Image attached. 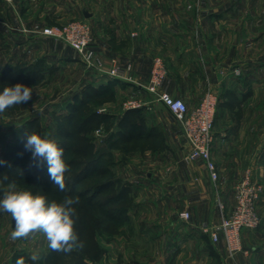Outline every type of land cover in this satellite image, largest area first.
I'll use <instances>...</instances> for the list:
<instances>
[{
  "label": "crops",
  "instance_id": "obj_1",
  "mask_svg": "<svg viewBox=\"0 0 264 264\" xmlns=\"http://www.w3.org/2000/svg\"><path fill=\"white\" fill-rule=\"evenodd\" d=\"M38 1L37 4V0H15L26 30L24 33L18 28L15 11L0 1V19L17 29L0 25V41H5L0 45V49L9 52V57L11 56V60L4 65L24 66L43 60V71L54 70L55 67L43 56L29 60L25 57L32 52L43 53L46 50L41 47L43 44L48 45L46 51L52 53V39L41 36L39 32L45 25L59 24L70 17L71 0ZM101 3L108 8L104 17H101V35L97 40L105 64L104 69L111 68L115 59L122 63L124 75L131 81L118 79L119 85L122 87L126 84V91L130 89L133 98L140 103L138 108L131 109H137L146 131V141L151 142L147 152L153 164L149 166L145 178L140 177L138 169L133 175L134 180L128 182L132 184L136 204L130 216L134 219L140 213H146L148 217H152L151 221L143 219L140 226L145 233L144 237L152 238L155 248L160 249L157 261L162 264H264V241L255 245L254 239L264 236L261 230L254 233L242 232V247L246 248L247 252L242 258L239 255L226 257L223 241L213 243L206 232L209 226L218 223L222 216L230 213L234 201V171L240 166L238 160L244 158L245 146L238 142L241 127L231 121V112H218L213 128L211 152L212 160L221 174L217 187L222 194L224 207L223 203L217 202L215 198L218 197L219 191L218 188L214 191L204 163L184 159L188 147L170 112L145 90L152 57L159 54L166 57L169 65L167 77L160 90L182 98L190 108L196 106L201 99L204 84L203 75L199 76L195 59L197 46L194 48L189 41L190 30L198 27L196 35L199 34L202 39L220 38L223 34L220 25L233 17L231 13L236 8V1L228 2L225 8L223 4H215L214 0H105ZM243 3L252 8L257 6L256 0ZM85 14H89L88 20L93 24L96 13ZM133 33L135 35H132ZM200 45L203 50V43ZM61 46L57 51L64 54L58 60H71V64L74 63L77 60L74 52L66 46ZM223 49L225 51V48ZM15 59L18 60L16 63L13 61ZM126 66L131 67L129 71L125 70ZM245 72L250 71L247 69ZM87 74L90 76V72ZM107 79L111 77L103 75L93 79L87 78L84 82H92L97 86L104 84L103 81ZM116 85L118 87V84ZM124 88H121V91ZM224 89L233 91L229 85ZM151 151L158 153L152 154ZM141 185L148 192L146 196L142 191H137ZM259 209L261 210V207ZM182 211L189 212L188 221L179 218L178 215ZM154 256L158 258L156 254Z\"/></svg>",
  "mask_w": 264,
  "mask_h": 264
},
{
  "label": "rangeland",
  "instance_id": "obj_2",
  "mask_svg": "<svg viewBox=\"0 0 264 264\" xmlns=\"http://www.w3.org/2000/svg\"><path fill=\"white\" fill-rule=\"evenodd\" d=\"M101 1L105 2V0H71V16L59 24L45 25L44 27L63 26L72 21L86 23L91 31L94 49L102 59L104 68L105 64L99 52L100 47L97 40H99L101 35V17H104V13L108 8H105V5L103 6ZM214 1L217 5L223 4V8H225L228 2L234 0ZM235 1L236 8L231 13L233 17L228 22L220 25V30L223 29L221 30L223 34L220 38L214 40L202 39L199 34L196 35L198 27L194 29L191 27L189 41L192 42L194 48L197 46V56L195 59L200 72L199 76L203 75L202 82L204 84L201 90L203 92L201 98L207 90L214 91L217 96H221L224 92L220 98V104H218L216 112L230 111L231 121L238 124L239 128L241 127L238 142L244 144L245 151L243 160H238L240 166L234 171V187L241 180L246 170H250L252 178L264 186V0H256L257 6H253L254 9L243 3L250 0ZM38 2L37 0V4ZM12 9L15 11V16L18 20V28L24 33L23 20L21 19L18 6L16 7L15 0L13 1ZM252 9L253 11L250 13ZM90 12L96 13V19L93 20V24L88 20L90 17L88 13ZM85 13L88 15L86 16ZM0 25L4 28H15L7 24L2 18L0 19ZM15 30L17 29L15 28ZM225 32L229 35L225 34ZM132 35L135 34L133 33ZM183 41L186 40L183 39ZM4 42V40H1L0 45L4 44ZM211 42L213 49H211ZM202 43L204 46L203 50L200 47ZM53 45L52 53L47 52L48 45L43 44L41 47L46 49L43 53L37 52L35 54L36 52H32L25 57L26 60H29L30 58H36V56H43L52 64V67H55L54 70H49L48 72L44 70V76L41 79L19 82L33 89L31 100L8 108L3 114H0V159L3 162H7V165H10L12 159L21 158L22 163L28 166L32 160L31 152L26 151L24 147L27 135L21 128L22 126L34 119V126L29 134L33 131L42 136L44 133H51L50 138L57 140L59 138L57 136V125L62 124V128L64 129L71 128V119H67L66 114L70 110L72 96L75 92L81 90L80 86H82V83L87 78L91 77L93 79L104 75L86 69L78 58L72 64L71 60L65 62L59 61L58 59L64 52L57 51V49L61 45H66L59 42L55 43L54 41ZM68 48L70 51L72 50L70 47ZM223 48H225V51H223ZM207 50L208 52H206ZM0 51L1 69L5 63L11 60V56L9 57V52H3L2 49ZM154 58H159L164 63L166 78L169 66L166 57L155 54L152 57V61ZM13 61L16 63L18 60L15 59ZM114 64L122 67V63L116 59L112 62V66ZM247 69L250 72H245ZM87 72H90V76ZM240 78L241 80H239ZM111 79L118 80L119 78L111 77ZM106 81H103V83H106ZM16 84V82L4 81L0 83V91L5 86H15ZM117 84L118 87H116V84L111 85L113 92L110 94L100 99H95L91 104L88 103L84 111L78 116V120L80 121L86 114L95 111L98 114H111L113 118L93 128L88 133V136H85V133L82 132L78 136L79 140L71 141L72 146L81 150L88 140L91 139L96 148L104 147L106 150L108 149V145L104 144L105 139L116 130L121 114L131 109L127 108L128 102L136 100L133 98V93L130 89L126 91V84H123L122 87L119 85V82ZM228 85L233 91L227 92L224 89ZM121 88H124V90L121 91ZM90 93L93 94L92 92ZM224 102L229 105L225 106ZM150 143V141H135L131 139L127 142H119L114 146H110L109 154L104 157V162L108 163L111 172L104 179L115 177L128 183V180H134L135 176L133 177V175H135L134 173L138 169L140 170V177L145 178V173L149 169V166L153 164L150 162L149 153L147 152ZM20 148H24L22 153L19 152ZM150 153L156 154L158 151H151ZM92 157L93 151L86 152L82 157L69 152L64 161L71 170L66 173L65 184L69 183L73 176L81 170L84 163ZM224 173L226 174V170H224ZM226 175L225 177H227ZM102 179L97 176H90L78 186V189L93 185ZM7 182L13 181H6L5 183ZM14 182L18 189L29 190L34 195H44L49 202L53 200L61 202L65 197H78L68 192H58L59 188L54 185L53 181L48 185L30 179H19ZM218 183V180L215 184L212 183L214 191H216L215 188H218ZM144 184L142 183V185ZM142 185L137 191H142L143 195L146 196L148 192ZM120 186L121 184H117L100 197L106 198L116 194ZM217 190L219 191V188ZM0 196H2V193H0ZM215 198L217 202L223 203L225 207L220 191L218 197L215 196ZM78 199L79 203L74 205L77 213L75 227L79 239L84 242L83 249L73 250L69 253L52 252L47 248V241L43 236L13 241L10 239V234L15 226V222L10 214L0 212V264H16L19 258H23L25 264H34L30 259L33 252L39 253L41 257L35 264H76L81 260H84L86 264H162L157 261L160 256V249L155 248L152 243L153 240H151L152 238L148 236L144 237L145 233H143L144 231L140 226L143 223V219L151 221L152 217H148L146 213H140L139 216L133 219L129 215V223L118 222L115 224L104 215V211L98 205L93 206L88 204L83 197H78ZM261 200L257 204L259 224L255 229L250 231L254 233L256 230H261L260 232L264 234V195ZM258 206L261 207V210ZM254 239L255 245L256 243L259 245L264 241V236L261 239L257 237ZM243 250L244 252L237 254L240 258L247 253H245L246 248H243ZM154 254L157 255V259Z\"/></svg>",
  "mask_w": 264,
  "mask_h": 264
},
{
  "label": "built area",
  "instance_id": "obj_3",
  "mask_svg": "<svg viewBox=\"0 0 264 264\" xmlns=\"http://www.w3.org/2000/svg\"><path fill=\"white\" fill-rule=\"evenodd\" d=\"M0 1L12 7L14 0ZM39 34L51 38L55 43L59 42L70 47L86 69L112 78H124L131 81L124 75L123 67L114 64L108 70L103 68L102 59L94 49L91 31L86 23L72 21L63 26L44 27ZM125 70L129 71L130 66H126ZM165 76L164 63L159 58H154L145 90L155 101L161 103L177 122L180 134L188 147L184 159L190 162H203L210 181L215 184L219 178V172L212 160L211 152L217 94L207 90L198 104L190 108L182 98L160 90ZM139 106L138 101L132 100L128 102L127 108ZM263 195L264 186L252 178L250 170H246L233 189L234 203L230 213L207 228L206 232L213 243L223 241L226 257L233 258L244 252L242 232L253 230L258 226L257 204ZM220 208L222 209L221 206ZM178 216L182 221H188L190 218L187 211L180 212Z\"/></svg>",
  "mask_w": 264,
  "mask_h": 264
},
{
  "label": "trees",
  "instance_id": "obj_4",
  "mask_svg": "<svg viewBox=\"0 0 264 264\" xmlns=\"http://www.w3.org/2000/svg\"><path fill=\"white\" fill-rule=\"evenodd\" d=\"M44 64L45 63L43 60H37L34 64L24 66L20 65L16 67L6 64L0 69V83L4 81L19 83L41 79L44 76ZM117 82H119V80L109 79L106 81V83L97 86L92 82L82 83V86H80L81 90L77 91L72 96L71 107L68 111V114H66L67 119H71V128L64 129L62 128V124L57 125V136H59V138L56 140L59 146L63 147L64 149V160L69 152L76 156L82 157L86 152L93 151V157L84 163L81 170H79L77 174L73 176L69 183H66V187L63 191L65 193L68 192L71 195L83 197L90 205H98L100 208H102V211H104V215H106V217L115 224L118 222L129 223V213L133 210L136 204L132 194V187L129 182L125 183L121 179L115 177L104 179V177L110 175L111 172L108 163L104 162V157L109 154L108 151L110 146H114L119 142H127L131 139L135 141H146V131L143 124H141L142 119L139 117L137 109H128L124 111L123 114H121L117 122L116 130L110 133L104 141V144L108 145L107 150L104 147L96 148L91 139L88 140L84 148L79 150L77 147L72 146L71 141L79 140L80 138H78V136L82 132L85 133V136H88V133L93 130V128L113 118L111 114H98L95 111H91L80 121L78 120V116H80V114L84 111L88 103L91 104L95 99H100L101 97H105L106 95L113 92L111 90V85L117 84ZM222 94H224V92ZM221 96H217L216 109L218 104H220ZM223 104H225V106L229 105L226 102ZM217 114L218 113L215 110L213 127L215 125ZM33 124L34 119L21 127L25 131L26 135L29 134L30 130L34 126ZM23 151L24 148H20L19 152L22 153ZM0 161L2 160L0 159ZM47 169L48 166L46 161L44 163L38 164L32 159L29 165L25 166L22 163L21 158H17L12 159L10 165H7V162L0 163V178L6 175L8 178L7 181L30 179L40 181L42 184L48 185L52 182V180ZM90 176H97L103 179L97 181L93 185L78 189V186ZM117 184H121V186L116 194L106 198L100 197L103 193L112 187H115ZM59 191L61 190L59 189L58 192ZM128 227L130 226L128 225ZM76 264L86 263L84 260H81Z\"/></svg>",
  "mask_w": 264,
  "mask_h": 264
},
{
  "label": "clouds",
  "instance_id": "obj_5",
  "mask_svg": "<svg viewBox=\"0 0 264 264\" xmlns=\"http://www.w3.org/2000/svg\"><path fill=\"white\" fill-rule=\"evenodd\" d=\"M32 91V88L20 83L5 86L0 91V114L31 100ZM50 136L51 133H44L42 136L33 131L27 135L24 147L31 152L33 161L38 164L46 161L51 180L63 191L66 187V173L71 169L63 159V147ZM7 179L6 175L0 178V212L10 214L15 222L10 234L11 240L43 236L47 241V248L52 252L69 253L83 249L84 242L79 239L75 227L77 213L74 205L79 203L78 197H65L61 202H49L44 195H34L29 190L18 189L14 181L5 183ZM40 258L37 252H33L30 257L34 264ZM16 264H25V260L19 258Z\"/></svg>",
  "mask_w": 264,
  "mask_h": 264
},
{
  "label": "water",
  "instance_id": "obj_6",
  "mask_svg": "<svg viewBox=\"0 0 264 264\" xmlns=\"http://www.w3.org/2000/svg\"><path fill=\"white\" fill-rule=\"evenodd\" d=\"M86 15V14H85Z\"/></svg>",
  "mask_w": 264,
  "mask_h": 264
}]
</instances>
